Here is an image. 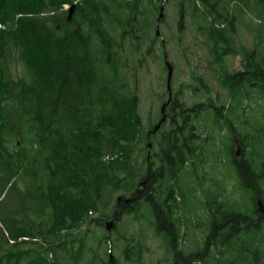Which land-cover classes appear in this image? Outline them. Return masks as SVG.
Instances as JSON below:
<instances>
[{"label":"trees","instance_id":"trees-1","mask_svg":"<svg viewBox=\"0 0 264 264\" xmlns=\"http://www.w3.org/2000/svg\"><path fill=\"white\" fill-rule=\"evenodd\" d=\"M158 1L0 0V264H146L148 231L169 264H264V0H181L177 31L188 14L225 54H242L233 20L251 15L255 48L245 56L261 57L262 84L254 95L244 75L226 73L228 106H188L170 82L150 153L134 155L130 132L145 145L162 116L130 127L135 55L145 45L155 56L158 38L164 45ZM115 209L109 241L121 261L107 263Z\"/></svg>","mask_w":264,"mask_h":264},{"label":"rangeland","instance_id":"rangeland-1","mask_svg":"<svg viewBox=\"0 0 264 264\" xmlns=\"http://www.w3.org/2000/svg\"><path fill=\"white\" fill-rule=\"evenodd\" d=\"M180 2L181 0H166L161 3L159 1L157 2L160 5H164L163 20L159 24V32L164 39V45L161 44V40L158 38L153 49L156 57H152V55L147 53L145 45L135 55L134 63L136 67L137 89L135 88V84L131 86V89L137 94L138 108L137 117L132 116L130 119L131 128H137L139 126L143 128L148 124H154L159 108L166 99L164 94L166 95L165 79L167 69L164 61H160V55L163 54L164 51L167 54V61L173 69L171 78L172 89L175 94L179 95V99L181 98V95H183L184 100L188 101V106L206 103L209 98L215 104L220 103L228 106L230 101V89L228 87L229 93H227L221 80L222 78L225 80L226 73H229L234 69H239V59L244 58L243 56L255 48L252 38L247 34V29H245L244 25L245 20L251 21V15H244L241 18L242 20H240L238 13L237 17L233 20V31L231 34L234 39V47L242 51V54H225L224 49L221 50L223 51L222 53L220 50L212 48L214 42L206 41L205 35L201 29H199L200 25L197 24V21L191 19L188 14L185 18V28L179 33L176 28V23L178 19L177 5L180 4ZM73 4H75V2ZM70 8L71 5L69 4L63 5L64 10H69ZM157 13L158 11H156V14ZM0 28H2L1 24ZM32 36V40L30 38L29 52H34V54H36L40 50L41 41ZM151 36L152 35L150 34V37ZM37 43H39V48L37 47ZM257 51H261V48H257ZM17 73H20V71ZM133 132L134 130L130 132L132 139L126 142L133 147L131 153L136 155L142 147L144 153L149 155L152 147L148 149L147 144L142 145L140 135L135 132L134 134ZM238 151L239 156L241 153L239 148ZM140 155L141 152L138 157L141 159ZM60 162L62 163L63 161ZM66 173H68V180L69 176L74 173L73 168L70 167ZM71 181L73 182L74 180ZM141 181L138 182V185ZM76 186L81 187V191L84 192L83 186ZM228 186L229 185L227 184V189L229 190ZM198 214L200 215L201 212H198ZM96 216V214L92 215V217ZM110 220H107V222ZM133 227L135 228H131L133 231H138L137 226ZM136 235H139V233H136ZM113 237L114 234L112 238ZM144 238L145 245L149 247V251L143 256L146 264H155L159 262L160 264H169L166 260L164 250L159 248L158 241L151 236L149 231ZM23 239L26 240V238ZM107 244L108 245L106 246H108L110 251V254L108 251V258L109 255H111L113 258H117L121 261V245L119 244L120 246L114 247L115 244L112 240L109 241V238Z\"/></svg>","mask_w":264,"mask_h":264},{"label":"water","instance_id":"water-1","mask_svg":"<svg viewBox=\"0 0 264 264\" xmlns=\"http://www.w3.org/2000/svg\"><path fill=\"white\" fill-rule=\"evenodd\" d=\"M164 2L166 0H163ZM163 4L161 5V7L159 8V14H158V17L156 19V30H155V35L156 36H160V32H159V26H158V23L159 21L162 19L163 17ZM74 7L71 6V8L69 9V17L71 16L72 14V11H73ZM164 58H165V61H164V64L166 66V69H167V75H166V89H167V92H168V99L165 103H163L160 107V112H161V119L152 127V129H150L147 134H146V139H147V148L150 149L151 147V143H150V137L151 135H154L156 133V131L159 129L161 123L164 121L165 119V107L168 105V103L171 101V88H170V82H171V78H172V72H173V69H172V66L170 65V63L167 61V55L164 54ZM236 156L239 154V151H238V147H237V150H236ZM147 161H148V158H147ZM147 170L148 168L146 167V173L144 175V178L143 180L141 181V183L139 184V190L143 188V185H144V182H145V179H146V176H147ZM138 190V192H139ZM137 197V195L131 197L130 199H125L121 196H118L115 200V206L118 205V203L120 201H123L124 203H127L129 202L130 200H134L135 198ZM256 208L258 210V212L264 217V194H261L257 197L256 199ZM116 212L117 210L115 209L114 210V213H113V218L107 222L105 224V227H106V230L108 232V238L110 236V233H111V227H112V224H113V221H114V216L116 215ZM109 254H110V251H109ZM112 261V256L109 255V258H108V261L107 263L111 262Z\"/></svg>","mask_w":264,"mask_h":264},{"label":"flooded vegetation","instance_id":"flooded-vegetation-1","mask_svg":"<svg viewBox=\"0 0 264 264\" xmlns=\"http://www.w3.org/2000/svg\"><path fill=\"white\" fill-rule=\"evenodd\" d=\"M244 58H240L239 59V69H234L231 72H229L228 76H232V75H236V74H242L244 75V80H246V86H248L249 88H251L254 91V95L255 93L260 89V85L262 83H260L258 80H262V75L257 74L256 70L257 69H262L261 68V57H256L253 56V58H247L246 56H243ZM231 74V75H230ZM245 111H247L248 107H253L255 108V110L259 109L261 106L260 105H244L243 106ZM262 109V107L259 109V111ZM247 138H249L247 135L244 136V140L246 141ZM235 143L238 144V140L235 138Z\"/></svg>","mask_w":264,"mask_h":264}]
</instances>
